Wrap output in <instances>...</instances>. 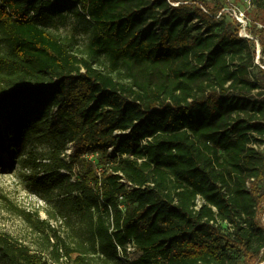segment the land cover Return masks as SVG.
I'll list each match as a JSON object with an SVG mask.
<instances>
[{
    "label": "trees",
    "instance_id": "trees-1",
    "mask_svg": "<svg viewBox=\"0 0 264 264\" xmlns=\"http://www.w3.org/2000/svg\"><path fill=\"white\" fill-rule=\"evenodd\" d=\"M175 1L0 0V168L43 146L36 182L77 219L14 208L41 245L0 232V264H264V71L220 9Z\"/></svg>",
    "mask_w": 264,
    "mask_h": 264
},
{
    "label": "rangeland",
    "instance_id": "rangeland-1",
    "mask_svg": "<svg viewBox=\"0 0 264 264\" xmlns=\"http://www.w3.org/2000/svg\"><path fill=\"white\" fill-rule=\"evenodd\" d=\"M182 3L201 4L203 9L204 5L220 9L217 18L222 15L228 23L233 24L240 37L253 42L255 65L257 70L264 71V0H176L172 5ZM90 26L75 13L62 12L54 15L47 28L55 35L71 41L73 50L81 55L89 38ZM4 52L6 48L0 42V54ZM43 150V146L34 148L29 145L24 148L16 164L5 169L0 168V232L10 235L17 242L34 250L40 248V235L16 214L14 208L30 214L37 212L42 220H49L50 225L61 236L69 235L71 227L77 221L75 217H68L67 212L59 209L56 199L48 200L47 194L36 182L37 177L41 176L37 175L41 169L39 166L35 168L30 161L31 158H38ZM70 151L67 150L65 154H69ZM87 158L93 160L92 156ZM65 174L60 172V176ZM258 222L264 226L261 212ZM133 255L131 253L130 258Z\"/></svg>",
    "mask_w": 264,
    "mask_h": 264
},
{
    "label": "built area",
    "instance_id": "built-area-1",
    "mask_svg": "<svg viewBox=\"0 0 264 264\" xmlns=\"http://www.w3.org/2000/svg\"><path fill=\"white\" fill-rule=\"evenodd\" d=\"M128 253L130 254L131 253V251L133 252L134 251V249L129 245V247H128Z\"/></svg>",
    "mask_w": 264,
    "mask_h": 264
}]
</instances>
